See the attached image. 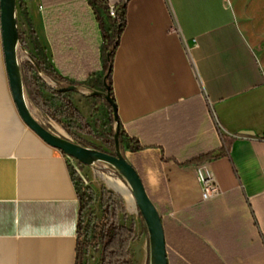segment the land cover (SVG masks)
I'll return each mask as SVG.
<instances>
[{
  "label": "crops",
  "instance_id": "0c3cea01",
  "mask_svg": "<svg viewBox=\"0 0 264 264\" xmlns=\"http://www.w3.org/2000/svg\"><path fill=\"white\" fill-rule=\"evenodd\" d=\"M39 8L46 54L30 61L56 90L34 62L83 77L95 53L92 64L57 61ZM81 32L95 51L91 14ZM112 85L124 131L142 147L126 145V158L162 217L169 264L171 254L181 264H264V0H130ZM202 166L221 196L202 199ZM71 169L21 119L0 33V264H76Z\"/></svg>",
  "mask_w": 264,
  "mask_h": 264
},
{
  "label": "trees",
  "instance_id": "16d2710c",
  "mask_svg": "<svg viewBox=\"0 0 264 264\" xmlns=\"http://www.w3.org/2000/svg\"><path fill=\"white\" fill-rule=\"evenodd\" d=\"M130 0H41L44 9L47 32L53 45L54 55L58 61L59 57H71L74 59V66L80 65L82 60L90 58L91 64L93 54L96 58V66L86 70L87 75L83 77H64L52 66H44L41 61L34 62L39 72L45 73L57 85L53 90L54 94L64 103V109L70 118L81 122L83 133L88 131V124L83 116L74 108L70 94L77 92L80 87H85L96 96L101 97L108 105L109 118L111 122L110 140L107 142L110 147L116 150V141L122 155L125 157L124 146L132 152L142 149L135 140L129 138L124 131L117 112V104L113 92L112 72L116 51L119 47L120 37L127 24V4ZM115 9V17L110 15V7ZM22 10L29 18L28 10L22 5ZM90 14L98 26L101 34V43L96 45L95 51L88 50V36H84L81 28L89 22ZM35 34V32H33ZM95 41L90 38V43ZM38 55L43 51L40 44L34 42ZM46 60V57H43ZM44 63H47L46 61ZM46 65V64H45ZM87 65V64H86ZM100 73V76H97ZM100 91V92H98ZM60 122L57 116L52 117ZM83 146V145H81ZM118 173V172H117ZM119 174V173H118ZM71 175L77 190L79 201V220L77 229L76 264H83L86 251L91 245L101 248L100 261L98 264H125L121 261V253L129 241L136 238L133 229L120 225L115 218V213L110 212L113 200H108V208L104 211L103 217L93 227L91 238H84L81 232V219L83 212L92 200V192L85 188L79 181L77 172L72 168ZM119 176H121L119 174ZM122 177V176H121ZM123 178V177H122ZM79 181V182H78ZM168 256V253H167ZM204 260H209V254H203ZM169 261V258H168Z\"/></svg>",
  "mask_w": 264,
  "mask_h": 264
},
{
  "label": "rangeland",
  "instance_id": "374dc122",
  "mask_svg": "<svg viewBox=\"0 0 264 264\" xmlns=\"http://www.w3.org/2000/svg\"><path fill=\"white\" fill-rule=\"evenodd\" d=\"M23 4L27 10L29 8V18L32 21L24 14L22 10ZM41 5L38 0H17L18 61L24 83V93L30 111L36 120L52 133L80 146L83 145V147L89 149L115 154L114 149L107 143L110 140L111 131L107 103L101 97L92 94L90 90L85 88L70 94L74 108L88 124L90 133H83L81 122L68 116L64 109L63 101L38 76L34 66L31 64L30 55L37 52L34 45L35 40L40 44L43 53L46 54L44 45L39 41L40 37L42 39L45 38L39 11V6L41 7ZM53 116L59 117L60 122L55 121L52 118ZM124 149H126V145ZM124 155L126 158V152H124ZM78 168L80 171L77 175L79 181L92 192V200L85 208L81 219L83 237L91 238L94 224L102 219L104 211L108 208V200L111 199L113 202L109 209L110 212L115 213L116 221L120 225L133 229L136 233V238L129 241L121 253V261L125 264H150L149 232L136 202L131 207L122 194L108 186L106 178L119 179L131 192L127 181L119 176L112 166L103 162H96L91 166L79 163ZM100 253L101 248L99 246L91 245L86 251L83 264H98ZM171 259L172 264H181L183 262L182 260L180 262L176 261L173 254H171Z\"/></svg>",
  "mask_w": 264,
  "mask_h": 264
},
{
  "label": "water",
  "instance_id": "95a60500",
  "mask_svg": "<svg viewBox=\"0 0 264 264\" xmlns=\"http://www.w3.org/2000/svg\"><path fill=\"white\" fill-rule=\"evenodd\" d=\"M1 38L6 72L13 101L25 125L49 146L60 150L80 164L91 166L103 162L112 166L129 184L137 208L142 215L150 238V264H169L162 217L150 199L137 170L125 158L116 141L115 154L80 146L60 137L40 124L27 104L21 69L18 61L19 31L17 26V0H0ZM117 112L115 111V115ZM244 135H254L245 132Z\"/></svg>",
  "mask_w": 264,
  "mask_h": 264
},
{
  "label": "built area",
  "instance_id": "2783aa9c",
  "mask_svg": "<svg viewBox=\"0 0 264 264\" xmlns=\"http://www.w3.org/2000/svg\"><path fill=\"white\" fill-rule=\"evenodd\" d=\"M110 15L111 17H115L116 15L115 9L113 6L110 7ZM68 160L72 168L77 172V174L80 173L79 168H78L79 162H77L76 160L70 157H68ZM198 179L202 187V199L204 201H208V200L217 198L222 195L223 192L214 174L206 166H202L199 168Z\"/></svg>",
  "mask_w": 264,
  "mask_h": 264
},
{
  "label": "bare ground",
  "instance_id": "6f19581e",
  "mask_svg": "<svg viewBox=\"0 0 264 264\" xmlns=\"http://www.w3.org/2000/svg\"><path fill=\"white\" fill-rule=\"evenodd\" d=\"M106 181H107L108 186L111 189L122 194L124 196V198H126V200H127L126 202H128V204L130 206L131 205L134 206V202H135L134 197L122 181H120L119 179H114V178H110V177H107Z\"/></svg>",
  "mask_w": 264,
  "mask_h": 264
}]
</instances>
